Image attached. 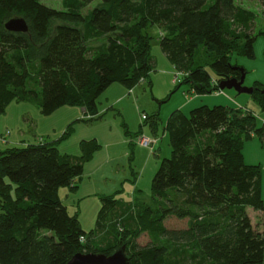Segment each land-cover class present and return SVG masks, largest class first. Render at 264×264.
<instances>
[{
  "label": "trees",
  "instance_id": "trees-1",
  "mask_svg": "<svg viewBox=\"0 0 264 264\" xmlns=\"http://www.w3.org/2000/svg\"><path fill=\"white\" fill-rule=\"evenodd\" d=\"M91 1L62 0L58 9L41 0H0V112L27 101L43 115L80 106L89 120L112 83L151 86L150 24L163 28L159 47L180 72L176 88L185 83L195 94L217 93L221 80L245 73L230 54L253 57L255 14L236 0H100L83 13ZM15 14L26 32L5 29ZM101 37L98 47L88 44ZM199 47L211 58L212 74L194 62ZM254 91L264 106L263 86ZM164 129L170 155L152 176L153 205L138 207L135 228L126 224L132 201L99 196L95 227L87 232L57 196L59 187L81 178L95 139L80 142L79 156L62 155L45 140L1 149L0 264H65L77 252L109 254L122 244L127 264H264V230L247 211H264L263 173L243 156L245 139L255 134L264 142V121L258 126L241 106L201 104L172 111ZM170 216L185 225L167 227ZM107 233L111 241L97 245ZM142 234L145 243L138 242Z\"/></svg>",
  "mask_w": 264,
  "mask_h": 264
},
{
  "label": "rangeland",
  "instance_id": "rangeland-1",
  "mask_svg": "<svg viewBox=\"0 0 264 264\" xmlns=\"http://www.w3.org/2000/svg\"><path fill=\"white\" fill-rule=\"evenodd\" d=\"M61 1L41 0L58 9L62 8ZM99 1L92 0L82 8V12L86 13ZM236 4L254 12L252 34L256 38L253 57L234 51L230 54V62L244 68V86L254 87L259 83L264 88L263 9L259 0H236ZM161 29L158 25L150 24L145 30L151 37L150 54L155 63L150 73L151 86L147 80L140 81L130 90L115 82L97 98L98 114L93 119L88 120L80 106H62L49 115H43L36 104L27 101H12L4 112H0V137L5 135L9 141L16 140L14 142L19 146L25 142L45 140L55 143L62 155L79 156L82 140H96L97 146L85 161L81 178L76 180L74 186H61L57 190V196L66 205L68 213H76L81 227L87 232L95 227L101 195H114L123 202L132 201L128 203L132 208L126 213L129 228H135L134 217L139 206L146 203L153 205L151 179L162 158L170 155L169 138L164 126L172 111L188 113L191 108L201 104L241 106L256 116L258 126L264 121V106L256 91L249 94L223 89L221 93L195 94L185 83L176 88L178 82L174 81L173 66L159 47ZM104 41L105 37H101L88 44L98 47ZM210 59L203 47H199L194 62L205 66L212 74L208 65ZM142 114L146 115V121L142 119ZM141 135L154 138L156 142L152 147L142 145L138 143ZM11 145L0 139V150ZM243 156L246 163L258 164L262 168L264 190V142L258 135L253 134L244 140ZM120 211L117 210L115 218H120ZM248 214L253 220L251 208ZM261 221L264 227V211ZM185 222L172 216L164 221L171 228L182 227ZM110 229L113 231L112 224ZM147 240L146 234L138 238L140 243ZM94 241L99 246L104 245L111 241V235H98Z\"/></svg>",
  "mask_w": 264,
  "mask_h": 264
},
{
  "label": "water",
  "instance_id": "water-1",
  "mask_svg": "<svg viewBox=\"0 0 264 264\" xmlns=\"http://www.w3.org/2000/svg\"><path fill=\"white\" fill-rule=\"evenodd\" d=\"M5 29L12 32H26L28 27L25 19L21 16L9 18L4 23ZM245 73L239 78L232 77L223 79L218 83L220 89H234L236 93H252L254 87L243 85ZM122 244L113 249L109 254L102 252H77L65 264H127L128 256Z\"/></svg>",
  "mask_w": 264,
  "mask_h": 264
},
{
  "label": "crops",
  "instance_id": "crops-1",
  "mask_svg": "<svg viewBox=\"0 0 264 264\" xmlns=\"http://www.w3.org/2000/svg\"><path fill=\"white\" fill-rule=\"evenodd\" d=\"M170 65H172L171 63H170ZM174 69V68H173ZM113 84L114 83H112L110 86H109V88H111V86H113ZM131 90V89H130ZM62 108V107H61ZM65 110V109H64ZM68 112L70 111V109H66ZM82 112H83V108H82ZM14 141H16V140H11V141H9V140H7L6 139V137H5V140L4 141H2V142H5V143H12L13 145H17V144H15V142ZM26 143H30V142H25L24 144H26ZM13 145H11V146H13ZM3 149V148H2ZM251 210H252V212H253V216H254V218H253V220H252V218H251V220H252V222H253V224L256 226V228L258 229V230H264V227H263V223H262V221H261V219H262V217H263V211H260V210H255V209H252L251 208ZM247 211H249V208H247Z\"/></svg>",
  "mask_w": 264,
  "mask_h": 264
},
{
  "label": "built area",
  "instance_id": "built-area-1",
  "mask_svg": "<svg viewBox=\"0 0 264 264\" xmlns=\"http://www.w3.org/2000/svg\"><path fill=\"white\" fill-rule=\"evenodd\" d=\"M180 75V72H175L174 74V81L176 79H178ZM222 89L220 91H218L217 93H221ZM142 119L145 118V114H142ZM1 141H4L5 140V135H1L0 137ZM156 142V139L154 138H149V137H146L144 135H141L140 138L138 139V143L142 144V145H145V146H149V147H152L154 145V143ZM81 239H83V237H81Z\"/></svg>",
  "mask_w": 264,
  "mask_h": 264
}]
</instances>
